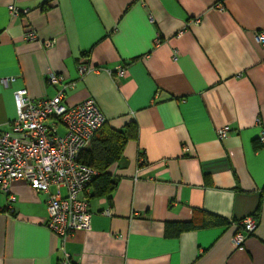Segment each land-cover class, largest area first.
I'll return each instance as SVG.
<instances>
[{"label":"crops","instance_id":"1","mask_svg":"<svg viewBox=\"0 0 264 264\" xmlns=\"http://www.w3.org/2000/svg\"><path fill=\"white\" fill-rule=\"evenodd\" d=\"M262 31L264 0H0L1 130L17 119L15 92L57 94L50 71L75 83L68 105L92 97L108 127L139 130L108 170L112 199L92 188L91 229L65 244L47 227V194L24 181L12 183V203L0 192V264H264ZM81 63L100 71L81 79ZM258 208L255 233L236 248L238 223ZM197 211L229 225L166 236L167 223Z\"/></svg>","mask_w":264,"mask_h":264},{"label":"built area","instance_id":"2","mask_svg":"<svg viewBox=\"0 0 264 264\" xmlns=\"http://www.w3.org/2000/svg\"><path fill=\"white\" fill-rule=\"evenodd\" d=\"M9 10L15 17L28 13L14 5H10ZM198 22L193 20V23ZM25 38L34 41L37 33L31 30ZM259 38L264 44V31ZM160 43L161 40H157V45ZM52 44L46 42L45 45L51 47ZM98 71L99 68L87 63H81L78 68L81 79ZM108 73L118 79L125 75L126 67L118 66ZM47 83L60 87L50 99H33L26 89L14 94L17 119L10 131L0 129V192L12 203L15 201L11 195L12 183L24 181L37 193L47 194V227L65 244L75 233L91 229L93 213L89 196L99 171L83 163L81 155L107 123V118L92 97L68 105L66 93L75 87V83H68L63 75L50 71ZM228 133L229 128H223L219 137L225 139ZM259 142L264 146V132ZM52 187L55 192L51 191ZM104 213L110 214V211ZM238 226L240 229L232 242L236 248H243L246 239L255 233L258 221L255 216H250L241 220ZM59 264L79 263L64 255Z\"/></svg>","mask_w":264,"mask_h":264},{"label":"trees","instance_id":"3","mask_svg":"<svg viewBox=\"0 0 264 264\" xmlns=\"http://www.w3.org/2000/svg\"><path fill=\"white\" fill-rule=\"evenodd\" d=\"M139 130L135 123L129 124L125 130H115L107 126V123L99 130L91 143V148L81 155V161L86 165L99 171V175L93 182V197L112 195L117 188V182L111 178L109 168L121 161L127 143L132 139H138ZM264 200V196L262 197ZM260 215V208L257 209L255 217ZM229 222L215 215L204 211H197L188 223H167L166 236L178 237L183 232L193 231L196 229L224 227Z\"/></svg>","mask_w":264,"mask_h":264}]
</instances>
